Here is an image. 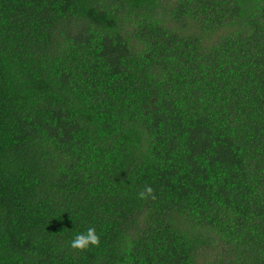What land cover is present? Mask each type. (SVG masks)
Wrapping results in <instances>:
<instances>
[{
	"label": "trees",
	"instance_id": "trees-1",
	"mask_svg": "<svg viewBox=\"0 0 264 264\" xmlns=\"http://www.w3.org/2000/svg\"><path fill=\"white\" fill-rule=\"evenodd\" d=\"M0 264H264V0H0Z\"/></svg>",
	"mask_w": 264,
	"mask_h": 264
},
{
	"label": "clouds",
	"instance_id": "clouds-1",
	"mask_svg": "<svg viewBox=\"0 0 264 264\" xmlns=\"http://www.w3.org/2000/svg\"><path fill=\"white\" fill-rule=\"evenodd\" d=\"M140 199H148L149 197L155 199L154 189L151 186H145L142 191L138 193ZM100 237L94 227L88 228L86 233L78 234L71 241V247L75 250H86L89 246H99Z\"/></svg>",
	"mask_w": 264,
	"mask_h": 264
}]
</instances>
